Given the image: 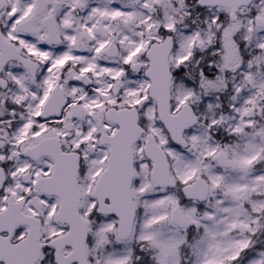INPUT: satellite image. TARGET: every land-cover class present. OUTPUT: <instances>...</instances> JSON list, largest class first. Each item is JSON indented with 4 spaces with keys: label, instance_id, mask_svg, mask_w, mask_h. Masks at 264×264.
Masks as SVG:
<instances>
[{
    "label": "snow or ice",
    "instance_id": "obj_1",
    "mask_svg": "<svg viewBox=\"0 0 264 264\" xmlns=\"http://www.w3.org/2000/svg\"><path fill=\"white\" fill-rule=\"evenodd\" d=\"M0 264H264V0H0Z\"/></svg>",
    "mask_w": 264,
    "mask_h": 264
}]
</instances>
